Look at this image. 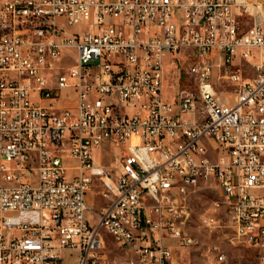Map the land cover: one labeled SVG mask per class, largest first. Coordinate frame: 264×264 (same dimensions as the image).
I'll return each instance as SVG.
<instances>
[{
    "label": "built area",
    "instance_id": "2783aa9c",
    "mask_svg": "<svg viewBox=\"0 0 264 264\" xmlns=\"http://www.w3.org/2000/svg\"><path fill=\"white\" fill-rule=\"evenodd\" d=\"M105 145L116 163L95 160ZM206 179L228 244L264 264V0H0V264H105L102 230L132 264H178L166 240L195 242L186 199Z\"/></svg>",
    "mask_w": 264,
    "mask_h": 264
},
{
    "label": "rangeland",
    "instance_id": "374dc122",
    "mask_svg": "<svg viewBox=\"0 0 264 264\" xmlns=\"http://www.w3.org/2000/svg\"><path fill=\"white\" fill-rule=\"evenodd\" d=\"M65 30L72 32L75 28L66 26ZM176 56L175 54H169L164 57V61H169L172 57ZM60 63L67 64L68 62L62 59ZM188 64L189 61L180 60L175 66L166 65L164 67V98L171 99L177 93V90L184 88L189 83L185 74ZM61 72L67 73L65 69L61 70ZM253 73V69H247L245 76L251 77ZM217 89L222 97L232 98V88L228 84L217 83ZM110 154L114 160L111 157L104 156L103 161L105 164L116 163L119 148L112 149ZM94 198H97L96 192H90L88 196L90 205H93ZM186 200L191 211V218L185 226V230L194 238L195 242L188 246H182L176 240H166L172 247L178 264H205L203 248L211 244L220 246L226 252L227 264H255L252 248L228 244L227 238L230 236L231 229L228 225L227 209L225 203L222 201L219 188L213 179H206L191 186L188 189ZM97 206L98 203H95L94 207L96 208ZM204 215H213L217 220V224L213 227L204 226L201 223V218ZM101 235L104 239V244L99 250V255L104 259L105 264H132V262H135V255L120 247L109 233L102 230ZM75 255L73 253L71 256H68L65 253L63 255V264H67L68 262L73 263Z\"/></svg>",
    "mask_w": 264,
    "mask_h": 264
},
{
    "label": "crops",
    "instance_id": "0c3cea01",
    "mask_svg": "<svg viewBox=\"0 0 264 264\" xmlns=\"http://www.w3.org/2000/svg\"><path fill=\"white\" fill-rule=\"evenodd\" d=\"M111 150H112V149L110 148L109 145H105V146H103L102 148L95 150V152H94V158H95V160H96L97 162H101V163H103V164H105L104 161H103V157H104V156L111 157V159L113 160V157H112L111 154H110V151H111ZM90 192H96V196H97V198H94L92 204L94 205L95 203H98V205H100V204L103 202V200H102V198L100 197V195H99V193H98V191H97L96 186H94V187L88 192V194H87V200H88V196H89V193H90ZM88 202H89V201H88ZM169 245H170V244H169ZM172 252H173V250H172ZM173 256H174V253H173ZM174 258H175V257H174ZM67 264H70V263L68 262Z\"/></svg>",
    "mask_w": 264,
    "mask_h": 264
},
{
    "label": "bare ground",
    "instance_id": "6f19581e",
    "mask_svg": "<svg viewBox=\"0 0 264 264\" xmlns=\"http://www.w3.org/2000/svg\"><path fill=\"white\" fill-rule=\"evenodd\" d=\"M191 241H195L194 238L191 236ZM120 247H122L121 244H118Z\"/></svg>",
    "mask_w": 264,
    "mask_h": 264
}]
</instances>
